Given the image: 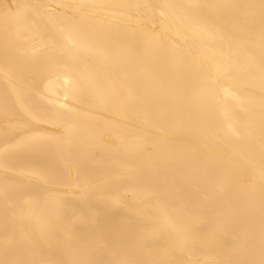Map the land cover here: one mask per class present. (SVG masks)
I'll use <instances>...</instances> for the list:
<instances>
[{
    "label": "bare ground",
    "instance_id": "6f19581e",
    "mask_svg": "<svg viewBox=\"0 0 264 264\" xmlns=\"http://www.w3.org/2000/svg\"><path fill=\"white\" fill-rule=\"evenodd\" d=\"M0 264H264V0H0Z\"/></svg>",
    "mask_w": 264,
    "mask_h": 264
}]
</instances>
